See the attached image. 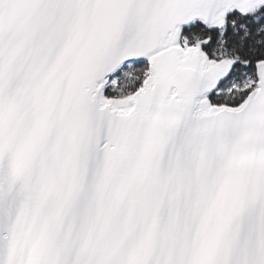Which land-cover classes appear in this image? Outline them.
<instances>
[{"label":"snow or ice","instance_id":"obj_1","mask_svg":"<svg viewBox=\"0 0 264 264\" xmlns=\"http://www.w3.org/2000/svg\"><path fill=\"white\" fill-rule=\"evenodd\" d=\"M0 264H264V0H0Z\"/></svg>","mask_w":264,"mask_h":264}]
</instances>
